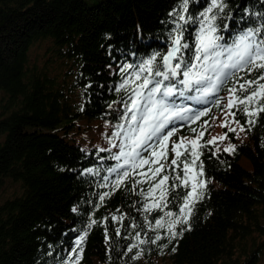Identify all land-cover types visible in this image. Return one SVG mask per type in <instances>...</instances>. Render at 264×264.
I'll return each mask as SVG.
<instances>
[{"label": "trees", "instance_id": "trees-1", "mask_svg": "<svg viewBox=\"0 0 264 264\" xmlns=\"http://www.w3.org/2000/svg\"><path fill=\"white\" fill-rule=\"evenodd\" d=\"M208 2L190 0L189 12L197 16ZM178 3L0 0V264H264V113L249 126L247 118L236 112L238 125L246 129L242 137L223 129L229 137L226 144L235 145L234 152H224L218 140L215 146L198 149L203 153V178L209 182L190 220L191 231L167 248L161 247L168 243L164 239L127 252L131 244H139L137 232L144 240L155 237L149 222L154 226L164 212H179L180 197L190 187L177 188L164 212L151 214L143 211L145 199L138 193L147 192L149 184L163 175L170 177L167 186L179 184L173 178L183 176L181 161L186 156L177 161L180 167L169 168L175 159L172 143L180 136L194 139L205 128L198 143L211 140V116L221 111L235 82L234 78L217 93L219 108L178 99L179 105L193 111L211 110L195 123L174 121L178 130L168 142L167 160L137 169L147 172L149 166L164 164L155 180L130 191L134 179H145L133 175L113 190L116 177L107 170L123 160L110 158L118 149L101 143L97 133L107 126L126 125L119 101L128 93L115 89L135 68L122 73L121 67L138 66L156 54H160L156 64L161 63L171 46L174 18L170 13ZM227 3L231 20L217 23H228L223 35L231 43L243 30L257 26L256 18L247 13L264 12V0ZM195 28L189 24L184 33L190 45ZM34 46L41 49L40 55L31 54ZM186 56L190 58L192 52ZM259 75L260 71L238 73L244 79ZM217 146L221 151L212 156ZM243 156L249 158L251 169L241 164ZM85 169L94 171L84 174ZM104 192L112 194L101 203L99 195ZM120 215L125 217L122 222L111 219ZM90 216L100 223L90 230L82 253L70 255ZM133 223L139 227L133 229ZM118 227L120 235H116ZM158 231L165 234L164 229ZM137 252L139 258L132 259Z\"/></svg>", "mask_w": 264, "mask_h": 264}, {"label": "snow or ice", "instance_id": "snow-or-ice-1", "mask_svg": "<svg viewBox=\"0 0 264 264\" xmlns=\"http://www.w3.org/2000/svg\"><path fill=\"white\" fill-rule=\"evenodd\" d=\"M189 5L190 0H179L178 7L170 13V16L174 18L172 20L174 27L169 33L171 46L168 52L161 56L159 65L156 64V60L160 54H156L138 66L125 64L121 67L122 73H127L129 69L135 68V70L115 89L117 92L124 91L128 95L126 99L121 98L119 101L124 109L121 119L126 121V126L125 124L118 125V130L113 133V136L119 138L121 143L116 144L109 141L113 148L118 149V152L113 153L110 158L117 162L123 160V163H117L107 170L110 175L114 174L116 177L111 183L113 190L124 186L133 175L145 179H134L130 191H136L137 185L141 183L155 180L156 176L163 171L164 164L160 163L159 167L154 169L149 166L147 172H137V169L145 165L157 164L161 158L167 160L168 142L178 130L174 126V121L195 123L211 110L203 108L193 111L189 107L179 105L178 99L194 101L198 104H214L219 108L221 98L217 96V93L235 78L232 87L228 89V103L224 106L226 116L231 115L233 119L232 121L225 119L221 126L238 137L239 133L236 128L229 127V123H240L235 119L236 112L242 113L247 118L245 124L249 126L255 125L260 113H264V102H262L264 101V82H262L264 81V12L247 13L256 18L257 26L248 27L236 35L231 43H228L223 35L228 29V23H217V21L231 20L227 0H209L204 10L195 17L189 12ZM189 24L196 26L195 40L192 45L184 40V33ZM186 52H192V56L188 58ZM242 71L247 73L260 71V75L253 79H244L238 76V73ZM241 80H243L242 83ZM137 81L140 82L136 83ZM233 108L236 111H232ZM204 125H208V121H204ZM206 130L205 128L204 131L196 134L194 139L180 137L179 142L172 143L171 151L175 153V159H172L171 164L168 165L169 168L173 165L180 167L177 161L182 156H186L181 161L183 176L178 174L173 178L179 181V184L173 183L170 187L167 186L170 177L163 175L158 182L149 184L147 192L138 193L145 199L143 211L151 214L154 211L164 212L171 202L169 195L177 188L188 189L190 187V190L185 191L180 197L182 202L179 204L178 213L169 210L164 212L160 218L155 219L154 226L149 222V227L156 231L155 237L144 240L137 232L136 238L139 244H131L127 252H132L134 248L146 243L155 245L164 239H167L168 243L161 247L167 248L178 237H182L185 231H191L190 220L196 205L204 198L209 182L203 178L204 163L200 160L203 153L198 149L207 148L208 145L215 146L217 140L224 141L229 138L226 132L203 144L198 143ZM245 130L244 125H240V132ZM248 130H251V127ZM191 131L196 133L195 128H191ZM188 144L191 145L190 149ZM101 151H110V149H101ZM220 151V147L217 146L212 156ZM223 151L234 152L235 145H229L223 148ZM144 153H147V156ZM93 171V169H85L84 174H91ZM96 171L98 174L99 170ZM148 173L152 175L149 176ZM104 180H109V177L105 176ZM157 190H159L158 195ZM111 194L110 192L100 194V202L103 203L105 198ZM175 199L176 197L173 196V200ZM76 211L78 209L74 208L73 212ZM107 219L105 217L104 221L106 222ZM111 219L122 222L125 217L124 215L112 216ZM98 223L100 222L89 217V222L82 230V234L75 240V246L70 255L74 254L78 257L79 253H82L83 244L90 230ZM130 226L133 229L139 227L135 223ZM160 229L165 230L164 235L160 234L158 231ZM115 231L116 235H120L119 227ZM105 235L107 237V229H105ZM171 251H176L175 246ZM140 254L137 252L131 258L138 259Z\"/></svg>", "mask_w": 264, "mask_h": 264}, {"label": "rangeland", "instance_id": "rangeland-1", "mask_svg": "<svg viewBox=\"0 0 264 264\" xmlns=\"http://www.w3.org/2000/svg\"><path fill=\"white\" fill-rule=\"evenodd\" d=\"M40 53H41V49L38 46H34L31 49L32 55H40ZM227 103H228V99H226L224 101V104H223L221 111L219 113H215L211 116V119H210V123L212 124L211 125V139L213 137H219V136L223 135V133H224L223 129H225V127H222L221 125L225 121V119H227L228 121H232L231 115L226 116V109L224 108V106ZM229 127L236 128L237 133H239L238 138L242 137V133L240 132V126L238 124L229 123ZM117 130H118L117 126H112V127L107 126V127L103 128L100 132L97 133V136L99 138L98 140L102 141L101 143H103L104 145H108V146H112L111 143L109 142L110 140L112 141V143H118V144L121 143V140L119 138H115L113 136V133H115ZM180 137H184V136H180ZM185 138H187V137H185ZM176 142H179V139ZM219 143L224 148L228 146L226 144L225 140L219 141ZM240 162L245 167V169H247V170L251 169V164L249 162L248 157H245V156L241 157ZM2 197H3V195H2V192L0 191V200Z\"/></svg>", "mask_w": 264, "mask_h": 264}]
</instances>
